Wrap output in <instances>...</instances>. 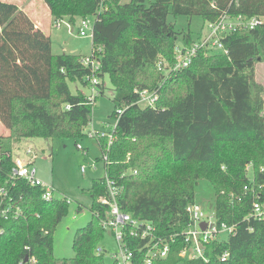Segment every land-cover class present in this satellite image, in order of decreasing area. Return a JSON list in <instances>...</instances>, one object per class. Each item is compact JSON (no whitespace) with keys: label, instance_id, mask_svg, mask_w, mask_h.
<instances>
[{"label":"trees","instance_id":"obj_1","mask_svg":"<svg viewBox=\"0 0 264 264\" xmlns=\"http://www.w3.org/2000/svg\"><path fill=\"white\" fill-rule=\"evenodd\" d=\"M42 1L57 20L95 17L91 53L101 50V82L94 104L104 94L107 76L110 118L124 109L104 171L121 188V211L150 223L160 237L177 235L167 257L154 264H264V220L249 217L253 202L264 203V99L254 78L255 66L264 64V23L227 34L221 40L227 55L199 51L187 68L165 80L153 107L137 104V92L156 89L164 78L157 63L173 66L178 37L190 46L202 35L176 31L167 22L170 14H195L205 24L225 12L264 17V0ZM81 58L53 55L50 37L15 5L0 2V123L9 133L0 136V188L10 187L14 143L84 136L94 104L67 85V80L78 81L90 88V69ZM97 141L102 155L106 139ZM200 180L213 186L217 224L234 229L226 241L206 246L207 261L179 256L185 246L180 233L189 224L186 208L194 203ZM102 182L93 180L87 190L92 219L74 239V257L61 260L52 255V233L67 213L65 200L43 202L39 187L15 182L8 195L22 216L0 220V264H23L26 256L38 264H103V248L95 253L107 210L98 203L105 195ZM139 243L129 241L131 264H141L135 252ZM224 252L228 258L221 262Z\"/></svg>","mask_w":264,"mask_h":264},{"label":"built area","instance_id":"obj_2","mask_svg":"<svg viewBox=\"0 0 264 264\" xmlns=\"http://www.w3.org/2000/svg\"><path fill=\"white\" fill-rule=\"evenodd\" d=\"M62 20H56L55 28L61 27ZM264 23V19L261 17H242L233 16L228 13H222L219 15L216 21L207 24L208 33L204 36L201 35L198 41L193 42L190 46H177L174 50V64L169 67L163 65L160 62L157 63V70L162 72L164 78L161 84L151 91L142 90L137 92L139 99L137 104L142 107H153L154 103L158 99V91L165 80L174 73H177L187 68L192 60L197 56L201 50L211 52H221L227 55V50L224 48L221 40L230 33H240L243 31L253 30L257 26ZM93 24L87 20V18L80 19L79 24V36L89 37L92 39L93 36ZM224 35V37H222ZM100 54L101 50L98 49L96 52L91 53L90 56H83L81 63L90 69V75L87 77V81L90 86V95L87 97L89 103L94 104L95 97L97 95L96 87L100 84L98 78V72L100 69ZM124 109L116 110V118L113 120V126L108 123L104 124L103 131L91 130L90 136L97 140L106 139L104 152L101 155L103 164L108 161V151L115 138V127L117 125L118 117L122 114ZM111 127V128H110ZM110 128V129H109ZM105 129H109L107 132ZM77 150L81 154L86 155V151L77 146ZM14 149L12 151V167L9 172V184L10 187L0 188V220L1 221H16L22 216V210L13 203L12 196L8 195L9 188H13L15 182L21 180L29 186L39 187L42 191L41 200L49 203L56 200L53 196V189L36 178V171L31 166L34 161L32 151L26 149L24 155L27 160H22L18 157H13ZM249 167H246L248 170ZM263 172V169H260ZM135 173V172H134ZM133 173V174H134ZM103 189L105 195L98 199V203L106 207L105 218L100 221V225L103 230L109 231L118 253L112 255V260L116 264H131L134 257L133 251L129 246L130 240H139L141 243L137 250V254H141V264H154L157 261L164 260L169 251L171 245L174 243V238L177 236H170L168 238L160 237L156 234L154 227L145 221H139L133 219L130 214L121 211L118 206V198L121 194V188L110 179L105 172L103 178ZM248 186H244V193L248 192ZM231 197V195H230ZM257 198V196H256ZM65 203L69 202L65 199ZM186 213L189 218V224L185 230L180 233L185 246L181 250L179 256L182 258L196 260L202 259L207 261L205 257L206 246L211 242H221L218 239L219 235L225 233L228 237L234 231L233 227L226 226L224 224L218 225L215 217V213L207 215L200 207L194 203L186 208ZM249 217L255 220H264V203L253 202L251 213ZM205 224V229L200 228V224ZM0 230V234H1ZM96 255L102 253V248L98 247L95 250ZM228 258V253L224 252L218 257L219 261L225 262ZM21 264V263H20ZM23 264H38L37 259L34 256L28 257L26 262Z\"/></svg>","mask_w":264,"mask_h":264},{"label":"rangeland","instance_id":"obj_3","mask_svg":"<svg viewBox=\"0 0 264 264\" xmlns=\"http://www.w3.org/2000/svg\"><path fill=\"white\" fill-rule=\"evenodd\" d=\"M34 9L42 21L46 23V35H50L53 55L67 54L78 57L91 55L92 39L79 36L80 19L63 17L61 27L56 29L57 19L50 16H46L47 18L44 19L45 12H42L38 3L34 4ZM261 18L264 19V17ZM87 20L94 23L95 17L88 16ZM167 22L174 25L176 31H190L194 38L198 32L204 36L208 33L207 24L195 14L190 16L170 14ZM176 44L182 46L181 37H178ZM254 78L263 88L262 96L264 99V64L255 66ZM103 83L104 94L96 99L91 120L83 129V137L75 139L63 136L51 140L28 138L22 139L12 146L15 152L13 157L22 160H27L24 153L26 149H30L34 157L31 166L36 171V178L53 189L54 198H65L69 202L66 215L52 233V255L55 259H72L74 257L72 251L74 239L85 231V227L92 219L90 210L92 199L87 190L93 180L105 176L103 161L98 160L101 155L99 143L97 139L89 135L92 129L103 131L104 124L108 123L110 126L114 124L113 119L110 118L113 106L111 103V84L107 76L103 78ZM67 85L72 94L81 92L85 96L90 95V88L83 87L78 81L67 80ZM109 129L105 130L108 132ZM5 131L7 130L0 123V136H8L9 133H4ZM78 145L86 151V155L77 150ZM214 199L213 186L206 180L198 181L195 187L194 204L207 215H211L214 213ZM218 239L226 241L228 236L223 233L219 235ZM100 247L104 250L103 264H112L111 257L117 254L118 250L107 230H104Z\"/></svg>","mask_w":264,"mask_h":264},{"label":"crops","instance_id":"obj_4","mask_svg":"<svg viewBox=\"0 0 264 264\" xmlns=\"http://www.w3.org/2000/svg\"><path fill=\"white\" fill-rule=\"evenodd\" d=\"M0 2L15 5L19 10H21L31 20V22L34 24L36 28H38L44 34H46V27H45L46 23L42 21L37 11L34 9V4L38 3L42 9V12H45L44 19L50 16L47 7L45 6V4H43L41 0H0ZM6 132L8 131H5L4 133Z\"/></svg>","mask_w":264,"mask_h":264},{"label":"water","instance_id":"obj_5","mask_svg":"<svg viewBox=\"0 0 264 264\" xmlns=\"http://www.w3.org/2000/svg\"><path fill=\"white\" fill-rule=\"evenodd\" d=\"M222 37H224V35H222ZM200 228L204 230L205 229V224L204 223H201L200 224ZM27 258H28L27 256L24 258V262L27 261Z\"/></svg>","mask_w":264,"mask_h":264}]
</instances>
